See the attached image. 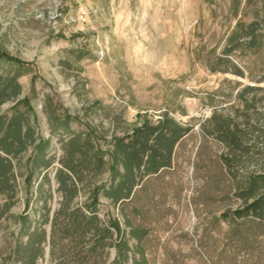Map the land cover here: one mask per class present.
<instances>
[{
  "label": "rangeland",
  "instance_id": "374dc122",
  "mask_svg": "<svg viewBox=\"0 0 264 264\" xmlns=\"http://www.w3.org/2000/svg\"><path fill=\"white\" fill-rule=\"evenodd\" d=\"M248 1L235 15L232 0H0V49L25 63L20 99L30 98V119L51 138L52 154H62L59 139L67 137L52 132L53 108L78 118L74 132L92 127L108 140L113 132L123 134L115 116L127 128L157 123L165 113L194 124L173 167L147 179L124 209L100 195L101 218H118L127 228L128 216L134 227L148 229L149 264H264V219L230 215L244 207L240 183L264 174V157L232 175L218 162L225 148L213 138L198 155L200 125L215 111L232 115L237 92L256 85L249 77L259 63L254 57H233L244 78L209 69L238 21L252 22L256 11L264 16L260 0ZM0 70L13 68L2 62ZM15 104L5 103L0 115L11 114ZM101 146L108 148L104 141ZM29 156L18 168L15 204L0 224V264H21L12 255L27 240L18 217L29 203L31 219L39 217L25 184ZM7 201L0 196V207ZM49 251L46 246L39 264H56ZM116 254L109 250L100 264H112Z\"/></svg>",
  "mask_w": 264,
  "mask_h": 264
},
{
  "label": "trees",
  "instance_id": "16d2710c",
  "mask_svg": "<svg viewBox=\"0 0 264 264\" xmlns=\"http://www.w3.org/2000/svg\"><path fill=\"white\" fill-rule=\"evenodd\" d=\"M260 1L264 13V0ZM241 6L242 0H232L235 15L243 11ZM234 56L256 58L259 63L249 76L256 85L237 92L235 100L240 103L232 107V115L215 111L200 125L203 140L198 149L201 156L208 137L221 144L225 152L217 156L218 162L232 175L246 163L264 157V86H261L264 85V16L260 11H256L250 23L237 22L222 54L209 62V69L246 77ZM2 62L10 64L13 70H0V109L7 102L16 104L11 114L0 115V196L8 199L0 207V224L15 204L21 176L18 168L29 151L25 184L33 189L29 199L33 200L32 209L38 207L34 213L39 216L31 219L29 203L25 213L18 217L21 236L27 240L17 246L13 260L39 264V260H45V247L49 246L50 259L56 264H100L113 248L117 254L112 264H149L144 249L148 229L134 227L128 216H125L127 228L118 218H101L100 195L124 209L147 179L173 167L178 149L194 133V124H182L165 113L157 123L145 121L127 128L115 116L112 121L123 127V134L113 132L108 140L92 127L74 132L71 123L78 118L66 111L60 115L53 108L49 113L52 132L67 135L60 136L62 154L58 157L52 154L51 138H43L35 120L30 119V98L20 99L19 79L25 63L0 49ZM20 105L26 111L18 109ZM102 141L108 146L106 150L101 146ZM106 173L109 177L103 181ZM84 195L87 197L81 201ZM237 197L243 200L244 207L232 211V217L264 219V174H252L242 181Z\"/></svg>",
  "mask_w": 264,
  "mask_h": 264
},
{
  "label": "crops",
  "instance_id": "0c3cea01",
  "mask_svg": "<svg viewBox=\"0 0 264 264\" xmlns=\"http://www.w3.org/2000/svg\"><path fill=\"white\" fill-rule=\"evenodd\" d=\"M49 231V230H48Z\"/></svg>",
  "mask_w": 264,
  "mask_h": 264
}]
</instances>
